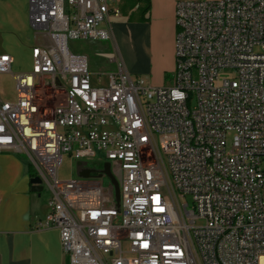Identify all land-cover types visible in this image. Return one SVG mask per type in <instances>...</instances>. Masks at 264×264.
I'll return each mask as SVG.
<instances>
[{"label":"built area","instance_id":"obj_1","mask_svg":"<svg viewBox=\"0 0 264 264\" xmlns=\"http://www.w3.org/2000/svg\"><path fill=\"white\" fill-rule=\"evenodd\" d=\"M115 1L30 0L47 40L31 72L0 53L16 87L0 98V153L26 155L50 195L34 230L57 229L68 264H261L264 0L177 2L173 84L146 86L115 51L94 85L69 42L111 41ZM65 154H101L111 185L61 181Z\"/></svg>","mask_w":264,"mask_h":264},{"label":"crops","instance_id":"obj_2","mask_svg":"<svg viewBox=\"0 0 264 264\" xmlns=\"http://www.w3.org/2000/svg\"><path fill=\"white\" fill-rule=\"evenodd\" d=\"M180 1L117 0L112 47L132 75L154 78L152 87L173 84L175 7ZM30 0H0V53L26 55L45 46L43 31L31 29ZM14 66V63H13ZM169 79L168 82L163 81ZM29 166L15 153H0V264H68L57 229L34 230L50 212L49 198L31 191Z\"/></svg>","mask_w":264,"mask_h":264},{"label":"rangeland","instance_id":"obj_3","mask_svg":"<svg viewBox=\"0 0 264 264\" xmlns=\"http://www.w3.org/2000/svg\"><path fill=\"white\" fill-rule=\"evenodd\" d=\"M31 29L35 32V29L32 26ZM69 48L74 53L88 56L94 85H97L99 74L103 76L101 85H106L108 82V75L115 73L118 70L116 64L109 63V57H111L115 52L114 46L112 47L110 41H70ZM31 70V61L26 55L15 56L13 66L14 73L31 72ZM133 76L142 78L146 86L153 85L155 82L154 78H150L145 75ZM223 76L230 78L231 75L228 74ZM163 81L168 82L169 79L165 78ZM0 98L3 101L10 102H14L16 100V87L13 76L0 75ZM17 156L26 162L29 166L30 172L35 174V169L30 165L28 157L24 154H17ZM108 163L109 162H107L101 154L95 158L82 159H77L71 157L69 154H65L58 170V177L61 181L81 180L84 179L82 174L92 173L91 176L102 180L104 187L107 188L112 183L110 177L105 175L101 178L100 175L105 170ZM49 197V191L45 188L41 193V199L44 201ZM186 201H189L191 204V198H187L185 202ZM196 224L203 225L204 222L202 220H197Z\"/></svg>","mask_w":264,"mask_h":264},{"label":"water","instance_id":"obj_4","mask_svg":"<svg viewBox=\"0 0 264 264\" xmlns=\"http://www.w3.org/2000/svg\"><path fill=\"white\" fill-rule=\"evenodd\" d=\"M114 185L116 187V191L118 193V184L117 182L113 181ZM31 183V191L41 195L42 191L44 190L43 185H42V180L39 177H32L30 180Z\"/></svg>","mask_w":264,"mask_h":264},{"label":"bare ground","instance_id":"obj_5","mask_svg":"<svg viewBox=\"0 0 264 264\" xmlns=\"http://www.w3.org/2000/svg\"><path fill=\"white\" fill-rule=\"evenodd\" d=\"M261 264H264V257L261 259Z\"/></svg>","mask_w":264,"mask_h":264},{"label":"trees","instance_id":"obj_6","mask_svg":"<svg viewBox=\"0 0 264 264\" xmlns=\"http://www.w3.org/2000/svg\"><path fill=\"white\" fill-rule=\"evenodd\" d=\"M30 175H31V177H34L35 176V174H32V173H30Z\"/></svg>","mask_w":264,"mask_h":264}]
</instances>
